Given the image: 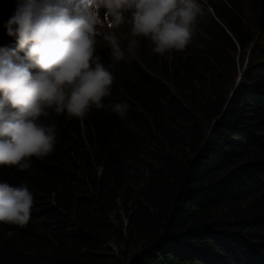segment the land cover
<instances>
[{
    "label": "trees",
    "instance_id": "trees-1",
    "mask_svg": "<svg viewBox=\"0 0 264 264\" xmlns=\"http://www.w3.org/2000/svg\"><path fill=\"white\" fill-rule=\"evenodd\" d=\"M207 6L183 52L101 51L126 118L51 112L55 150L0 166L34 197L25 227L0 223V264H264V0Z\"/></svg>",
    "mask_w": 264,
    "mask_h": 264
},
{
    "label": "clouds",
    "instance_id": "clouds-1",
    "mask_svg": "<svg viewBox=\"0 0 264 264\" xmlns=\"http://www.w3.org/2000/svg\"><path fill=\"white\" fill-rule=\"evenodd\" d=\"M201 15L199 0H15L3 27L16 47L0 48V166L25 171L55 150L57 128L41 119L51 112L83 120L95 108L126 118L127 103L104 102L115 76L101 51L123 60L122 39L129 51L147 40L160 56L183 52ZM33 205L26 185L0 182V223L25 227Z\"/></svg>",
    "mask_w": 264,
    "mask_h": 264
},
{
    "label": "rangeland",
    "instance_id": "rangeland-1",
    "mask_svg": "<svg viewBox=\"0 0 264 264\" xmlns=\"http://www.w3.org/2000/svg\"><path fill=\"white\" fill-rule=\"evenodd\" d=\"M13 3L14 4H12V7L13 8H15V0H13ZM199 3H200V5H201V7L203 8H208V6H207V0H199ZM14 12V11H13ZM129 29V26H125V28H124V30H128ZM123 31V30H122ZM8 41H11L12 43H14V44H16V42H15V38L14 37H9L8 35H7V38H6ZM4 41V37H1L0 36V44L2 43ZM101 42H103V41H101ZM261 42H263L264 43V35L263 36H261ZM121 43H122V45H123V49H124V51H125V55L126 56H130V54L125 50V47H124V42H123V40L121 39ZM99 47L101 48L102 47V45H101V43L99 44ZM0 48H1V45H0ZM237 79H239V77H237ZM110 248L112 249V251H113V253H115V249H114V247L112 246V245H110Z\"/></svg>",
    "mask_w": 264,
    "mask_h": 264
},
{
    "label": "bare ground",
    "instance_id": "bare-ground-1",
    "mask_svg": "<svg viewBox=\"0 0 264 264\" xmlns=\"http://www.w3.org/2000/svg\"><path fill=\"white\" fill-rule=\"evenodd\" d=\"M2 33V32H1ZM4 37V36H3Z\"/></svg>",
    "mask_w": 264,
    "mask_h": 264
}]
</instances>
